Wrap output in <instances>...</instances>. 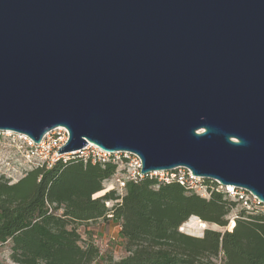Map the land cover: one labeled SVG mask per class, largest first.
Returning <instances> with one entry per match:
<instances>
[{
	"label": "water",
	"instance_id": "1",
	"mask_svg": "<svg viewBox=\"0 0 264 264\" xmlns=\"http://www.w3.org/2000/svg\"><path fill=\"white\" fill-rule=\"evenodd\" d=\"M57 127L264 203V0H0V131Z\"/></svg>",
	"mask_w": 264,
	"mask_h": 264
},
{
	"label": "trees",
	"instance_id": "2",
	"mask_svg": "<svg viewBox=\"0 0 264 264\" xmlns=\"http://www.w3.org/2000/svg\"><path fill=\"white\" fill-rule=\"evenodd\" d=\"M115 171L113 162L71 156L34 167L16 182L0 175V243H11V264H264L263 204L242 206L232 229L191 235L179 229L191 216L227 227L241 201L217 190L216 181L205 180L211 190L203 197L150 175L127 182L123 195L110 190L94 197ZM99 219L118 222L125 256L103 255L92 238L84 239L79 226Z\"/></svg>",
	"mask_w": 264,
	"mask_h": 264
},
{
	"label": "built area",
	"instance_id": "3",
	"mask_svg": "<svg viewBox=\"0 0 264 264\" xmlns=\"http://www.w3.org/2000/svg\"><path fill=\"white\" fill-rule=\"evenodd\" d=\"M3 137L6 138L4 144L12 146L14 151L24 156L29 162L35 164V167L45 163L51 165L57 161L60 156H64V159L71 156H77L84 161H90L93 164L113 162L116 165V171L110 179L104 182V189L106 191L115 190L119 195L124 194L127 182L137 181L146 175L155 176L160 182L165 183L177 181L201 196L206 195V193L210 195L211 189L205 182L206 179L194 175L190 169L178 167L173 170L154 171L149 174H144L142 171V159L137 154L129 151L110 152L89 142L80 150L60 155L58 154L59 148L69 139V131L65 127L55 128L39 143L26 134L12 131H0V138ZM49 159L52 160L51 164L48 161ZM7 164L8 166L5 167V169L0 168V175H5L7 178L11 179L13 178V175L7 171L11 166L10 160L7 161ZM22 168L23 167L19 166L17 171H21ZM217 183V190L223 191L231 198L241 201L243 206L247 209H253L264 204L261 203L257 196L247 190L230 185L225 186L219 182ZM106 204L110 206L111 201H107ZM232 222H235V218L231 220L229 226H231ZM120 228L121 227L119 226V230Z\"/></svg>",
	"mask_w": 264,
	"mask_h": 264
},
{
	"label": "rangeland",
	"instance_id": "4",
	"mask_svg": "<svg viewBox=\"0 0 264 264\" xmlns=\"http://www.w3.org/2000/svg\"><path fill=\"white\" fill-rule=\"evenodd\" d=\"M4 141H6V138H0V168L5 169V167L8 166L7 161L10 160L12 167L10 166L7 171L13 175V178L10 179L11 182H16L21 177H23L27 171L34 168L35 164L29 162L26 160V158H24V156L14 151L12 146L4 144ZM60 158H64V156H60ZM48 161L50 164L52 163L51 159ZM19 166L23 167L21 171H17ZM106 192L107 191L103 189L102 191L94 194V197H99ZM203 197H209V194L206 193V195ZM113 203L114 202L111 201L110 207L113 205ZM242 206L243 204L237 205L228 215L230 222L236 217ZM261 208L264 209V204L261 206ZM229 225L227 227H222L218 224L204 221L198 216L193 215L188 219V221L183 223L179 229L191 235L201 236L205 229L210 228L224 231L226 228L230 229ZM79 230L82 233L84 239L92 238L99 245L103 255L112 254L114 258L118 259L127 254L125 250V242L120 234L118 222L116 220L99 219L97 221L80 225ZM10 252L11 243H0V260L3 263H12ZM218 263H221L220 259H218Z\"/></svg>",
	"mask_w": 264,
	"mask_h": 264
},
{
	"label": "bare ground",
	"instance_id": "5",
	"mask_svg": "<svg viewBox=\"0 0 264 264\" xmlns=\"http://www.w3.org/2000/svg\"><path fill=\"white\" fill-rule=\"evenodd\" d=\"M234 224H235V222H232V224H231V226H230V229L233 228Z\"/></svg>",
	"mask_w": 264,
	"mask_h": 264
},
{
	"label": "crops",
	"instance_id": "6",
	"mask_svg": "<svg viewBox=\"0 0 264 264\" xmlns=\"http://www.w3.org/2000/svg\"><path fill=\"white\" fill-rule=\"evenodd\" d=\"M118 226H119V224H118Z\"/></svg>",
	"mask_w": 264,
	"mask_h": 264
}]
</instances>
